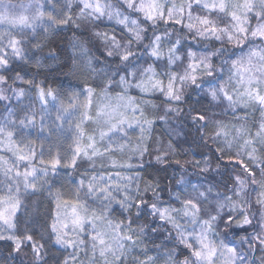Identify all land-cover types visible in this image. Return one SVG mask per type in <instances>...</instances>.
I'll return each mask as SVG.
<instances>
[{
	"label": "snow or ice",
	"instance_id": "snow-or-ice-1",
	"mask_svg": "<svg viewBox=\"0 0 264 264\" xmlns=\"http://www.w3.org/2000/svg\"><path fill=\"white\" fill-rule=\"evenodd\" d=\"M69 26L92 83L28 78ZM0 102L4 264H264V0H0ZM146 155L179 169L167 200Z\"/></svg>",
	"mask_w": 264,
	"mask_h": 264
},
{
	"label": "trees",
	"instance_id": "trees-1",
	"mask_svg": "<svg viewBox=\"0 0 264 264\" xmlns=\"http://www.w3.org/2000/svg\"><path fill=\"white\" fill-rule=\"evenodd\" d=\"M90 34L87 31L82 30H75L71 28L70 26L67 28L60 29L54 34H51L49 36V40L51 42V47L58 48V55L59 59L57 63H53L51 60L47 61L42 67L39 69L33 67L28 70V78H31L32 73L39 72L40 75L37 77L38 79H44L47 77L48 83H50L53 87H62L63 89H73V88H82L84 87L85 80L87 79L88 83H92L91 77H86L85 75L81 74V71L78 67H73L74 57H78V52L76 49L73 48V44L76 42H79L84 47H87L91 49V54H94L96 56H100V52L97 51V48L99 45L97 44L95 47L92 43H89ZM45 53H47L48 49L44 50ZM19 86V85H18ZM5 102H0V119L3 118L5 115V109L3 107V104ZM15 105V101L13 100L9 107H13ZM229 117H225V119H228ZM174 126H176V132H187L188 135L185 136L183 134L176 135V132L172 133V140L173 143L177 146V148L183 149L192 147L196 152L201 151L200 149H196L195 145H191V137L192 133L189 132L187 128H184L182 125H179V121H176ZM170 129L166 125H164L162 122H157L154 126L153 130V144L152 147H155V138L160 137L165 142L168 141L169 136L167 135V132ZM38 135L37 132L33 131L32 138L35 139ZM135 135V134H133ZM37 146H39L40 141H36ZM47 147V146H46ZM156 153L153 152L152 156H154ZM152 156L146 155L143 158V162L145 164V168L143 169V172L145 174L151 173L154 176H159L161 178V186L164 188L163 196L165 200L169 199V178L173 176V171L175 169L176 175L175 179L171 180V191L176 192L178 190V186H175V180H178L180 178L179 169L173 165L172 167H166L164 170H159L161 168L160 165H157L155 161L152 159ZM191 156L185 157L181 156L179 159H191ZM196 158H199L197 155ZM136 161H134L135 163ZM149 165H151L149 167ZM85 165L81 166V169L79 171L83 170V167ZM137 171H140V169H136ZM64 170H61V173L63 174ZM191 169H189V173H191ZM69 178L67 176L64 177V179H57L56 182L53 185V188H60L61 185H64V188L62 191H67L69 188V185L66 183V181ZM198 178L195 175L191 176V180L195 182ZM33 199L37 200L39 204V211L41 214V218L43 219L44 215L50 210L51 207H54V204L51 202V197H49L47 192L43 193H37V196ZM9 249L5 247L4 242L0 241V264H4V257H7ZM30 260V257H15V259H9L8 264H20L21 259Z\"/></svg>",
	"mask_w": 264,
	"mask_h": 264
}]
</instances>
